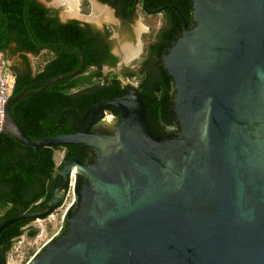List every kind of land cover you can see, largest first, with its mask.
I'll list each match as a JSON object with an SVG mask.
<instances>
[{
	"label": "water",
	"instance_id": "1",
	"mask_svg": "<svg viewBox=\"0 0 264 264\" xmlns=\"http://www.w3.org/2000/svg\"><path fill=\"white\" fill-rule=\"evenodd\" d=\"M193 8L196 25L185 22L164 57L181 126L174 138L151 132L136 89L87 110L94 118L117 107L115 134L92 131L91 120L74 133L31 138L11 106L79 73V50L74 71L10 93L2 132L36 151L82 144L97 155L93 164L64 161L43 208L0 224L1 232L46 218L65 202L72 176L90 181L67 231L26 264H264V0H193Z\"/></svg>",
	"mask_w": 264,
	"mask_h": 264
},
{
	"label": "trees",
	"instance_id": "2",
	"mask_svg": "<svg viewBox=\"0 0 264 264\" xmlns=\"http://www.w3.org/2000/svg\"><path fill=\"white\" fill-rule=\"evenodd\" d=\"M117 8L118 15L125 19L134 12L133 5L140 1L143 10L154 11L167 3L176 4L189 17L190 0H100ZM184 2V5L181 4ZM87 11V1L84 0ZM177 35L161 33L156 40L154 32H148L145 40L154 54L153 72L141 77L138 87L147 109L146 117L151 131L167 138L170 126L178 121L173 109V79L161 64L162 55L180 35V20L173 13ZM153 30V29H152ZM109 30H93L90 24H81L76 19L61 22L55 9L46 7L38 0H0V52L3 60L19 54L23 70L16 71L11 93L17 94L26 86L44 79L74 71L80 64L83 53L84 64L79 73L54 82L43 91L25 96L11 106V112L26 133L33 139L74 133L80 129L79 119L94 104L121 96L128 89L121 78L132 76L133 71H115L118 58L110 51L106 37ZM14 43V46L11 44ZM36 57L34 70L26 53ZM5 65V64H4ZM108 70H103L104 67ZM142 72V71H141ZM43 83L30 88L39 89ZM108 111L119 113L115 106ZM55 150H63L59 164ZM93 153L86 145H57L41 147L40 151L18 142L8 133H0V224L19 213L43 208L52 195L56 171L67 159H88ZM76 205L79 194L76 196ZM70 213V212H69ZM68 213V214H69ZM28 219L19 220L0 232V264H6L15 242L26 233L33 237L38 229L27 226Z\"/></svg>",
	"mask_w": 264,
	"mask_h": 264
},
{
	"label": "flooded vegetation",
	"instance_id": "3",
	"mask_svg": "<svg viewBox=\"0 0 264 264\" xmlns=\"http://www.w3.org/2000/svg\"><path fill=\"white\" fill-rule=\"evenodd\" d=\"M86 1H87V11L84 10V8L86 7V6L85 7L83 6L84 0H82L79 3V6L77 5L78 6L77 17L69 16L63 20L62 18H60L61 13L59 10L56 9L57 7L53 6L52 9H55L57 11L58 19L61 22H66V21L71 20V19H76L81 24H85V23L90 24L92 26L93 30H99L101 32H104L106 30L110 31V34H108V36L106 37V40L108 41L107 43H109L111 45L110 46L111 53L118 58L114 70L115 71H121L123 69H127L129 71L135 72V74H132V76H128V77L120 79L122 84L127 87L128 91H130L131 89L138 90V87L141 84V77L145 74V71L146 72H153L154 71V69L151 65L153 59H149V57L154 58V54H152L150 49H148V43L145 40L146 34L148 32H151V31L154 32L153 38L155 40L161 33H169L171 35H173V33H174L176 36L177 35V29H176L177 25L175 24V21L173 18V13L176 14L180 20V32H179L180 35H178L175 40H174L175 36H172V37H174V38H172V42L170 43L169 47H167V51L162 55L161 64L165 68L164 57L169 52V50L171 49V47L173 46L175 41L182 35L185 22H186L188 29H191L196 25V21L194 20V13H193V11H194L193 0H190L191 9H190L189 14H188L189 17L185 16L182 13V11L180 10V8L174 3H169V4L167 3L166 5L159 6L154 11H151V10H143L142 4L140 3V1H137L133 5L134 12H132L131 15L125 19L121 18L118 15L117 8L115 6H113L109 3H105V2H102L100 0H97L96 4H98L104 8L107 16L99 18L94 22H93L94 19L90 17L91 12L93 11L94 1L93 0H86ZM113 1L115 2L116 0H113ZM150 1H152V0H150ZM181 4L184 5V2H181ZM49 8H51V7H49ZM145 16L151 17L152 18L151 22H154V19L156 18L155 19L156 25H153L152 23L145 25ZM137 18H140L142 21L141 27L136 25ZM100 19H101V21H99ZM97 21H99V22H97ZM124 44H127V46L131 49V51L129 52L130 53L129 56L126 55V53L123 49ZM11 45L14 46V43H12ZM29 54H32V53L27 52L26 56L30 62V66H31L32 70H34L35 68L32 65V63L28 57ZM3 55L4 54L1 53L2 60H3ZM4 64H5L4 66L6 68L7 74H9V75L14 74V78L16 76V71L12 70L10 67L12 65H14L18 71L19 70L22 71L23 67H24L22 59L18 53L15 54L14 56H11V57H8L7 59H5ZM103 70H105V71L108 70V67L105 66ZM167 72H168V70H167ZM172 79H173V77H172ZM173 88H174V95H173V99H174V96H175L174 79H173ZM173 109H174V101H173ZM117 110L119 113H114L113 111H108V109H106L104 111H98L94 115V118H92L91 113H87V111H86L84 113V115L79 119V123H80V129L79 130L87 127L90 124L91 120H93L94 122L92 123V126H91L92 131H102V132L108 133V134H115L116 130H117V126L121 120V111L118 108H117ZM146 111H147V109H146ZM175 114H176V112H175ZM146 120H147V117H146ZM176 120L178 121L177 115H176ZM177 123H178V126L176 124L175 126L169 127V130L171 132L168 133L167 138H162V137L154 134L152 131L151 132L156 137H159L163 140H168V139L174 138V137L178 136L180 131H181V126H180L179 121ZM92 151H93V153L91 154V156L88 159H86L85 161H81V160L80 161L85 163V164L96 163L97 162V155L93 149H92ZM55 153H61V154H59V158L61 157V159H63V155H64L63 150L62 151L61 150H55ZM74 181L76 182V189L77 190H76V192H74V196H75L74 201L71 204H69L70 198H68V194L70 191L71 184H73L72 187L74 189ZM60 183L61 182H59V184ZM86 183H90V181L87 179L86 176H84V174L77 172L75 176H72L71 183L69 186V191H68V194L66 196L65 202L61 206L58 207V208H61L62 206L67 204V207H66V210L64 213L63 225H62L61 229L57 233H55L42 248H44L48 243H50L55 238L62 236L67 231L69 219L75 214V212L79 208L81 190ZM52 191H53V185H52ZM77 193L79 194V202H78L77 206H74V205H76L75 203H76V199H77L76 198ZM28 220H29V223L27 226H32L30 224L34 220H32V219H28ZM37 253L34 254V256L37 255Z\"/></svg>",
	"mask_w": 264,
	"mask_h": 264
},
{
	"label": "rangeland",
	"instance_id": "4",
	"mask_svg": "<svg viewBox=\"0 0 264 264\" xmlns=\"http://www.w3.org/2000/svg\"><path fill=\"white\" fill-rule=\"evenodd\" d=\"M48 3V7H57L56 9L60 11V18L65 19L69 16H74L68 14V8H70L67 4L58 3L57 0H45ZM78 6L82 0H77ZM93 11L91 12V14ZM156 19V18H155ZM152 21L151 17L145 16V25L152 23L156 25L155 20ZM90 20V19H89ZM96 20H93V22ZM99 22V21H97ZM141 19L137 18L136 25L141 27ZM127 45V44H126ZM36 59V58H35ZM35 59L31 60L32 65L34 66ZM59 154L55 153V160L59 158ZM67 204L53 211L49 216L43 219H36L31 222L30 225L36 227L38 229L37 234L33 237H29L25 234L20 236L18 240L15 242L13 249L10 251V256H12V260H10V264H26L33 256L36 254L40 248L45 245L48 240L57 233L62 225L64 219V213L66 210ZM9 258V255H8ZM7 258V259H8Z\"/></svg>",
	"mask_w": 264,
	"mask_h": 264
},
{
	"label": "built area",
	"instance_id": "5",
	"mask_svg": "<svg viewBox=\"0 0 264 264\" xmlns=\"http://www.w3.org/2000/svg\"><path fill=\"white\" fill-rule=\"evenodd\" d=\"M13 80L11 79L10 75L7 74V72H6V68L4 66V61L2 60V56L0 53V133L2 132L3 125H4L5 103H6L8 97L11 93ZM61 160H62L61 157L58 158L56 160V163L59 164L61 162ZM72 186H73V184H71L70 191L68 194V198H70L69 204H71L75 198ZM10 260H12V256H10V254H9V258L6 261V264H10Z\"/></svg>",
	"mask_w": 264,
	"mask_h": 264
},
{
	"label": "bare ground",
	"instance_id": "6",
	"mask_svg": "<svg viewBox=\"0 0 264 264\" xmlns=\"http://www.w3.org/2000/svg\"><path fill=\"white\" fill-rule=\"evenodd\" d=\"M57 1H58V3L60 2V3L67 4L70 7V8H68L69 9L67 12L68 14L74 15V16L78 15V6H77L78 1L77 0H57ZM93 4H94L93 5V13L90 16L91 18H93L94 20H97L99 18L107 16L106 11L104 10V8L102 6L96 4L95 1ZM123 49H124L126 55L129 56L130 55L129 52L131 51V49L126 44L123 45ZM12 80H13V78H12Z\"/></svg>",
	"mask_w": 264,
	"mask_h": 264
},
{
	"label": "crops",
	"instance_id": "7",
	"mask_svg": "<svg viewBox=\"0 0 264 264\" xmlns=\"http://www.w3.org/2000/svg\"><path fill=\"white\" fill-rule=\"evenodd\" d=\"M75 17H77V16H75ZM28 57H29L30 61H31L32 59H35V58H36L33 54H29ZM13 81H14V80H13Z\"/></svg>",
	"mask_w": 264,
	"mask_h": 264
}]
</instances>
